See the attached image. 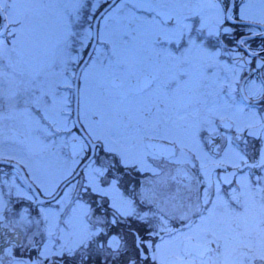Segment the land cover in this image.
Masks as SVG:
<instances>
[{
    "label": "snow or ice",
    "instance_id": "obj_1",
    "mask_svg": "<svg viewBox=\"0 0 264 264\" xmlns=\"http://www.w3.org/2000/svg\"><path fill=\"white\" fill-rule=\"evenodd\" d=\"M0 264H264V0H0Z\"/></svg>",
    "mask_w": 264,
    "mask_h": 264
}]
</instances>
